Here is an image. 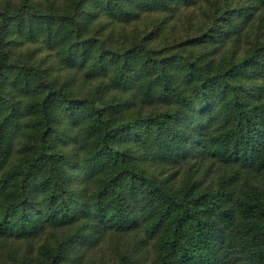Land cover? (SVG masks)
<instances>
[{
  "label": "trees",
  "instance_id": "trees-1",
  "mask_svg": "<svg viewBox=\"0 0 264 264\" xmlns=\"http://www.w3.org/2000/svg\"><path fill=\"white\" fill-rule=\"evenodd\" d=\"M198 2L0 11V240L23 249L9 264H82L108 239L112 264H264V40L242 47L264 0H220L209 28L163 49L86 33ZM11 35L43 41L84 81L12 60Z\"/></svg>",
  "mask_w": 264,
  "mask_h": 264
},
{
  "label": "rangeland",
  "instance_id": "rangeland-1",
  "mask_svg": "<svg viewBox=\"0 0 264 264\" xmlns=\"http://www.w3.org/2000/svg\"><path fill=\"white\" fill-rule=\"evenodd\" d=\"M51 1L57 2V4L63 7L62 12L67 11V6L70 5L74 11L75 2L79 0H70L67 3V0H0V11L5 9L14 10L22 5L30 4L35 5L39 10H45ZM92 2V1H90ZM220 4V0H199V2L190 8H181L174 15H168L161 12L153 13H144L138 18L131 20L130 22H112L108 23L107 18H102L101 24L105 25V28L101 31L99 20L92 23V25L87 27L86 33L88 36H96L100 41H103L106 44V47L116 48L121 46H134L143 41L145 46L151 49H163L171 46L178 45L181 41H184L187 38L197 35L199 32L209 28L214 19H216L215 9H220L216 4ZM204 12L207 13L206 21L201 28H198V25L194 28L193 31H189L191 22H198L204 17ZM264 16V11L262 12ZM169 16V18H167ZM98 22V23H97ZM259 18L254 21L253 25L249 26V36L250 45L246 44V40H242V47H248V50L245 52V56H250L260 45L257 41L256 36H262L264 40V17H262V23H259ZM198 24V23H197ZM62 30L67 34V25L62 24ZM13 25H10L12 28ZM8 51L12 60L22 61V62H31L37 64L38 67L42 68L47 77L55 80H59V83L65 81V76L68 74H73L75 70L68 69L62 64L59 58L56 55V52L51 51L47 48L46 44L39 40L37 42H31L28 39H25L20 36L11 35L8 37ZM264 44V43H263ZM223 52V51H222ZM219 59V65L223 62H229L230 56L225 57L224 60L222 57ZM76 76V83H81L84 81L83 76L79 72ZM95 80H91L86 83L85 88H94L96 85ZM98 87V86H97ZM115 240L113 239V242ZM7 245V247H6ZM114 244H111L110 239L102 242L100 246L98 245L94 249H89L86 253L85 259L82 264H112L114 261ZM41 246L40 241H36L33 245V256L40 260L44 253L39 252ZM22 251L21 247L13 244H5L0 240V264H9V261L6 257L9 254V251ZM21 254L23 252H20ZM6 256V257H5ZM45 257V256H44ZM43 257V258H44ZM47 260L48 256L43 260ZM45 264H51L50 261ZM37 264V262L35 263Z\"/></svg>",
  "mask_w": 264,
  "mask_h": 264
}]
</instances>
